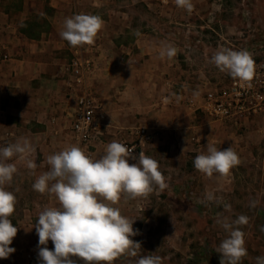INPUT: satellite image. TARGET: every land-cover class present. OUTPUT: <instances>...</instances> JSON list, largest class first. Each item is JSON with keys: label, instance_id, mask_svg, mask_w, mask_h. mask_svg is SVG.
<instances>
[{"label": "rangeland", "instance_id": "rangeland-1", "mask_svg": "<svg viewBox=\"0 0 264 264\" xmlns=\"http://www.w3.org/2000/svg\"><path fill=\"white\" fill-rule=\"evenodd\" d=\"M20 2L12 0L11 8L18 10ZM110 2L115 11L126 13L130 24L127 33L118 39L102 40L101 46L109 52V62L117 71L100 73L95 80L98 87L92 85V92L88 89L101 104L103 134L96 146L87 150L70 134L71 116L57 124V137L34 139L27 129L41 127L18 124L20 131L14 133L10 142L27 137L34 151L7 161L15 163L18 169L6 187L17 198L10 219L18 232L10 247H17L19 256H10L6 263L21 264L28 253L39 250L35 223L45 208L58 206L53 194H41L32 187L38 176L49 170V155L78 145L99 158L108 143L129 141L132 131L145 127L159 132L143 152L158 161L167 187L163 191L157 189L147 198L122 197L114 205L134 221L133 229L138 234L132 239L140 242L141 248L135 257L122 255L113 264H135L140 256L152 254L161 256L163 264H220L221 254L215 249L226 232L217 219L235 220L241 214L249 218L241 226L247 249L241 264H257V257H264V121L261 119L260 125L231 128L191 109L186 99L199 94L204 82L232 78L210 62L216 51H250L259 42L264 43V0H192L194 9L190 13L177 7L175 0ZM46 3L47 0H38L31 7L33 29L47 27L44 17L50 10ZM135 38L143 39V47ZM167 44L177 51L174 57H167L170 70L165 72L160 67L164 59L151 60L148 49L160 46L164 51ZM82 49L78 53L89 58ZM252 55L257 62V52ZM5 141L0 138L1 145ZM209 143L220 150L232 147L239 155L240 164L227 176L214 173L209 177L194 168L195 156L206 153ZM28 159L36 164L35 170L26 167ZM208 193H213L221 203L206 201ZM254 201L256 206L252 207ZM224 205L230 207L226 209ZM47 247L54 248L51 240ZM73 259L84 264L78 257ZM2 260L0 264H6Z\"/></svg>", "mask_w": 264, "mask_h": 264}, {"label": "clouds", "instance_id": "clouds-1", "mask_svg": "<svg viewBox=\"0 0 264 264\" xmlns=\"http://www.w3.org/2000/svg\"><path fill=\"white\" fill-rule=\"evenodd\" d=\"M175 4L189 13L194 9L192 0H175ZM103 25L99 15L74 14L64 20L60 36L71 47L91 45ZM176 51L173 45L167 44L160 55L172 58ZM210 62L233 79L246 82L253 79L256 71V61L247 49L221 48L212 55ZM33 151L27 137L0 148V258L6 259L16 251L10 245L18 232L10 219L17 198L6 187L18 169L15 163L7 161ZM129 160L135 162L129 163ZM47 163L49 170L39 175L32 185L35 191L53 194L58 201L57 207L40 212L34 226L41 264H77L73 257L83 260L84 264H113L122 255L135 257L141 244L132 237L138 230L133 229L134 221L122 215L114 205L122 197L147 198L157 189H166V178L158 161L144 152L136 156L134 148L112 141L99 158L78 145H71L49 155ZM193 164L196 170L209 177L214 173L227 176L240 164V158L232 147L220 150L209 143L206 153L196 155ZM26 167L35 170L36 164L28 159ZM205 199L221 203L213 193H208ZM251 206L255 207L256 202ZM248 220L243 214L235 220L217 219L226 232L215 249L221 254L220 264H241L247 255L241 226ZM49 240L54 245L51 250L47 247ZM135 264H163V258L155 254L140 256ZM257 264H264V257H257Z\"/></svg>", "mask_w": 264, "mask_h": 264}, {"label": "crops", "instance_id": "crops-1", "mask_svg": "<svg viewBox=\"0 0 264 264\" xmlns=\"http://www.w3.org/2000/svg\"><path fill=\"white\" fill-rule=\"evenodd\" d=\"M36 1L21 0L18 10H14L11 8L12 0H0V47L9 56L7 61L0 63V138L6 140L3 145L0 144V148L11 143V137L20 131L17 127L20 123L41 127L40 130L27 129L34 139L59 136L57 124L71 116L75 98L81 91L70 86L66 64L79 48H83V54L93 62L92 75L87 77L85 86L92 92V85L98 87L95 80L100 73L117 71L109 62V52L101 46L102 40L106 38L112 42L118 39L127 33L130 24L126 13L123 10L115 11L110 0H47L45 6L50 10L44 17L47 27L33 29L31 14ZM79 13L99 15L104 25L93 44L71 47L61 38L60 32L64 20ZM135 42L140 45L144 41L135 38ZM142 44L141 47L145 43ZM148 51L151 60L158 61L162 57L160 46ZM162 58L165 62H160V67L168 72L170 60L167 56ZM261 121L258 119L252 125H260ZM15 249L10 256L18 259V248ZM9 257L3 258L2 262L6 263Z\"/></svg>", "mask_w": 264, "mask_h": 264}, {"label": "built area", "instance_id": "built-area-1", "mask_svg": "<svg viewBox=\"0 0 264 264\" xmlns=\"http://www.w3.org/2000/svg\"><path fill=\"white\" fill-rule=\"evenodd\" d=\"M254 51L259 55V60L256 62L255 75L251 81L231 78L224 82H204L199 94L186 99L187 105L231 128L246 127L258 119L264 121V43L259 42L253 46L250 52L253 54ZM8 59L9 56L0 47V63ZM65 70L70 86L81 90L75 98L69 126L70 134L88 150L100 141L104 119L101 104L85 87L87 77L93 70V62L76 52L66 64ZM158 133L156 129L138 127L132 131L133 136L129 141L122 140L121 143L134 148V154L143 152L144 146L152 143ZM38 251L28 253L21 264H41Z\"/></svg>", "mask_w": 264, "mask_h": 264}, {"label": "trees", "instance_id": "trees-1", "mask_svg": "<svg viewBox=\"0 0 264 264\" xmlns=\"http://www.w3.org/2000/svg\"><path fill=\"white\" fill-rule=\"evenodd\" d=\"M28 24V23H27ZM33 35V34H32Z\"/></svg>", "mask_w": 264, "mask_h": 264}]
</instances>
